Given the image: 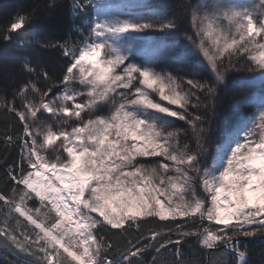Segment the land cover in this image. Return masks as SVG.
I'll return each instance as SVG.
<instances>
[{"label":"snow or ice","instance_id":"6c2138e0","mask_svg":"<svg viewBox=\"0 0 264 264\" xmlns=\"http://www.w3.org/2000/svg\"><path fill=\"white\" fill-rule=\"evenodd\" d=\"M69 10L80 19L75 38H35L62 51V75L26 61L30 78L0 96L20 125L3 135L20 161L0 189V259L251 264L242 241L264 237V0H181L175 14L150 0H70ZM33 19L19 15L3 40ZM178 19L191 32L170 42ZM190 58L211 82L168 70ZM240 70L258 91L233 100L241 118L208 163V120L228 73ZM147 224L156 227L145 235Z\"/></svg>","mask_w":264,"mask_h":264},{"label":"trees","instance_id":"16d2710c","mask_svg":"<svg viewBox=\"0 0 264 264\" xmlns=\"http://www.w3.org/2000/svg\"><path fill=\"white\" fill-rule=\"evenodd\" d=\"M69 3L70 0H0V96L7 94L10 99L13 89L30 78L22 70V66L26 61L46 68L54 77L58 78L62 75L65 68L62 51L53 47L42 48L38 46L35 38L43 36L52 42L63 41L69 34L75 38L76 33L73 28L74 25L80 24V19L72 15L69 10ZM180 3L181 0H171L175 12L178 11ZM19 15H32L34 19L18 33H13L11 41L5 42L2 38L4 30ZM180 22L182 33L190 32L188 21L180 19ZM21 41H25L23 46H21ZM207 74L206 79L212 81L210 77L212 79L213 77L210 71ZM249 76H228L225 84L220 87L216 108L217 115L210 117L208 120L211 125L209 145L213 139H219L225 127H233L241 118V114L231 107L233 100L238 98L239 95L232 96L229 93L235 94V90L242 91L243 94L258 91L254 86L244 83V79ZM41 84L43 85V82ZM223 87L228 88L229 92L225 93L226 89H222ZM16 104L17 106L20 105L19 100L16 101ZM252 112L250 107L244 106V114ZM6 129L16 135L20 131V125L13 116L0 109V189H5L8 166L18 164L20 161L18 147H8L6 150L3 143V135ZM154 227H156L155 224L144 225L142 226V232L147 235L148 231ZM163 230L167 231L168 229ZM129 238L135 240L137 236L133 233ZM113 239L119 240L120 237H113ZM188 243L195 245L196 241L190 238ZM244 245H247L251 264H262L264 262V243H242V249ZM184 248L187 250V245ZM145 259H151V252L146 255ZM0 264H4L3 259H0Z\"/></svg>","mask_w":264,"mask_h":264},{"label":"rangeland","instance_id":"374dc122","mask_svg":"<svg viewBox=\"0 0 264 264\" xmlns=\"http://www.w3.org/2000/svg\"><path fill=\"white\" fill-rule=\"evenodd\" d=\"M150 2L154 5H157L158 7L165 8V9L169 10L170 12H172L174 14L176 13L175 10L173 8H171V0H150ZM161 35L162 34H160V33H154V36L156 38H159ZM176 41L184 42L185 41V34H183L179 31L178 33H176L174 35V37H170V42H176ZM93 59H95V57ZM173 65H175V66H173ZM168 70L173 71L175 75L187 76V78H192V79H196V80H200V81H205V80L208 81V79H206V76L208 75L207 73L209 72L207 67L206 66H199L198 61H196L195 59H192V58L188 59V61L181 63V64H172ZM194 73H195V75H193ZM235 75L248 76L251 74L248 73L247 71L240 70V71H233V72L228 73L227 77L228 76H235ZM210 79L212 80L211 77H210ZM222 89H226L225 93H227L228 88L223 87ZM256 90H258V89L256 88ZM247 107H249V106H247ZM250 108L252 111H254V109L252 107H250ZM174 127L175 128H185L187 126L184 124L183 121L177 120L174 124ZM189 142H190L191 146L193 148H195V144L192 143L191 141H189ZM217 142H218V139H213L212 143L210 142L211 147L209 149V157L207 160L208 163L211 162V154H212V152H214ZM57 143H59V141H57ZM155 159H158V158H148L147 162H151Z\"/></svg>","mask_w":264,"mask_h":264},{"label":"bare ground","instance_id":"6f19581e","mask_svg":"<svg viewBox=\"0 0 264 264\" xmlns=\"http://www.w3.org/2000/svg\"><path fill=\"white\" fill-rule=\"evenodd\" d=\"M171 8H173L172 7V4H171ZM178 23L181 25V22H180V19L178 20ZM189 30H190V32H191V26H189ZM180 32L182 33L183 31H182V28H180ZM62 56H63V58L65 59V65L67 64V62H68V60H67V58L62 54ZM232 87H234V86H232ZM252 90V89H251ZM235 92V94L234 93H229L230 95H234V96H237V95H239V96H241V95H243V92L242 91H238V90H235L234 91ZM232 98V97H231ZM249 258V257H248Z\"/></svg>","mask_w":264,"mask_h":264},{"label":"water","instance_id":"95a60500","mask_svg":"<svg viewBox=\"0 0 264 264\" xmlns=\"http://www.w3.org/2000/svg\"><path fill=\"white\" fill-rule=\"evenodd\" d=\"M264 241V237H259V238H251V239H244L242 243H247V242H261Z\"/></svg>","mask_w":264,"mask_h":264}]
</instances>
